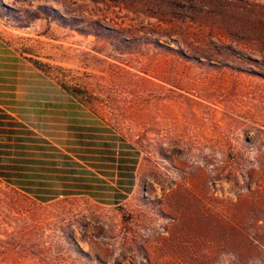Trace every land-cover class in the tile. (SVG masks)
I'll return each instance as SVG.
<instances>
[{
    "label": "rangeland",
    "instance_id": "obj_1",
    "mask_svg": "<svg viewBox=\"0 0 264 264\" xmlns=\"http://www.w3.org/2000/svg\"><path fill=\"white\" fill-rule=\"evenodd\" d=\"M0 38L1 134L65 155L0 177V264H264V0H0Z\"/></svg>",
    "mask_w": 264,
    "mask_h": 264
},
{
    "label": "trees",
    "instance_id": "obj_2",
    "mask_svg": "<svg viewBox=\"0 0 264 264\" xmlns=\"http://www.w3.org/2000/svg\"><path fill=\"white\" fill-rule=\"evenodd\" d=\"M177 54L183 56V53ZM0 121H3V117H0ZM17 129L19 135L16 136L20 137L11 132L6 140L0 143V177L8 184L37 196H40V192L50 194L55 175L62 176L57 171L55 172L58 174L53 173V162L56 158H61L64 162L65 155H55L51 148L41 149L40 141H27L26 136L30 134L28 128L20 125ZM63 164L56 170L62 171ZM46 196L41 198L48 200L49 197Z\"/></svg>",
    "mask_w": 264,
    "mask_h": 264
},
{
    "label": "crops",
    "instance_id": "obj_3",
    "mask_svg": "<svg viewBox=\"0 0 264 264\" xmlns=\"http://www.w3.org/2000/svg\"><path fill=\"white\" fill-rule=\"evenodd\" d=\"M16 48V44H10L0 38V103L4 96H15L16 91H14V88L17 86L16 82L21 78L20 73L17 71L18 53ZM5 88L13 89V91H5ZM0 114L2 113L0 112ZM3 128L5 127L0 126V142L2 136L5 138L9 136L7 132H4L6 136L1 134ZM14 129L17 131V128Z\"/></svg>",
    "mask_w": 264,
    "mask_h": 264
}]
</instances>
